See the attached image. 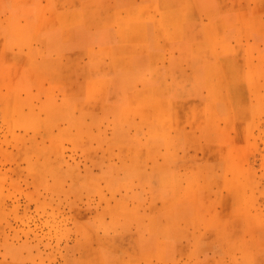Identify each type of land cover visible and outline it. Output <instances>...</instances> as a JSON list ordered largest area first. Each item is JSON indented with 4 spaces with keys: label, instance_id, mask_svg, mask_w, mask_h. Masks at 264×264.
Listing matches in <instances>:
<instances>
[{
    "label": "rangeland",
    "instance_id": "1",
    "mask_svg": "<svg viewBox=\"0 0 264 264\" xmlns=\"http://www.w3.org/2000/svg\"><path fill=\"white\" fill-rule=\"evenodd\" d=\"M122 1L0 0V264H264V83L169 97V28L256 34L264 0Z\"/></svg>",
    "mask_w": 264,
    "mask_h": 264
},
{
    "label": "crops",
    "instance_id": "2",
    "mask_svg": "<svg viewBox=\"0 0 264 264\" xmlns=\"http://www.w3.org/2000/svg\"><path fill=\"white\" fill-rule=\"evenodd\" d=\"M105 1L109 4H114L112 5L115 15L123 10L120 4L123 2L122 0H103V2ZM126 1L133 3L136 10H138V6L136 7L138 2L141 4L138 0ZM159 1L182 2L184 0ZM192 1L204 7L206 3H219L221 0ZM110 15L112 18V14ZM227 18L229 19V17ZM252 19L253 18L250 17V21H252ZM251 28L252 27H250V29ZM79 34L81 36L88 35L84 31ZM175 34L179 36L176 40H172L170 36ZM87 42L88 41L85 39L83 43L82 38H80L79 43H81V47H85L86 49L88 47ZM260 44L262 46H259ZM216 46L221 48H215ZM174 47H177L178 50L180 49V58L174 57L169 59V68L176 67L177 69L175 74L169 75V97L174 100H205L211 98L209 90L206 89V86L209 84H213L215 89L219 92L217 95H213L214 98L219 97L220 99L222 98L223 92H229V97L233 100H252L254 96L252 95L251 88L257 84L260 85L264 83V81L256 82L252 79L254 75H259L260 72L264 77V63H260L258 60L254 61L248 54V51L257 47L258 53L264 55V22H262V26L257 30L256 34H253L252 32L243 33L238 28H224L217 25L205 24L202 21L195 24L182 19V25L177 30L169 28V49ZM68 48L69 50L72 49L73 45H68ZM173 59L176 61L174 65L170 63ZM147 64L149 63H141V65L132 64L129 65V67L142 69L147 68L145 67ZM119 65L126 66L125 64ZM209 72H214L215 75L209 77ZM116 79L122 88H125L111 93L115 94L119 99L126 100L131 94L127 95L125 89L127 86H132L133 83L135 85L136 79L129 77L125 78V76L121 75H118ZM158 79L160 78L150 75L145 79V82H160ZM179 88L180 90H178ZM241 89H245V92L242 93ZM245 113H253L251 104L247 105ZM139 239L145 242L147 241L141 236Z\"/></svg>",
    "mask_w": 264,
    "mask_h": 264
},
{
    "label": "bare ground",
    "instance_id": "3",
    "mask_svg": "<svg viewBox=\"0 0 264 264\" xmlns=\"http://www.w3.org/2000/svg\"><path fill=\"white\" fill-rule=\"evenodd\" d=\"M231 3V2H230ZM252 68V67H251Z\"/></svg>",
    "mask_w": 264,
    "mask_h": 264
}]
</instances>
